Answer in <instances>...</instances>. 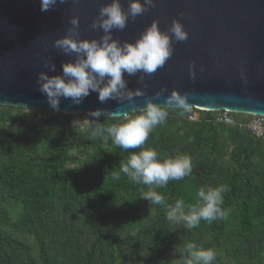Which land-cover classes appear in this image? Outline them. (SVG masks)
<instances>
[{
    "label": "trees",
    "instance_id": "1",
    "mask_svg": "<svg viewBox=\"0 0 264 264\" xmlns=\"http://www.w3.org/2000/svg\"><path fill=\"white\" fill-rule=\"evenodd\" d=\"M168 111L167 122L142 147L162 158L187 154L193 172L155 190L169 204L183 199L192 205L200 187L229 189L227 218L184 226L180 250L195 243L216 251L214 264H264V138L219 122L218 111ZM194 113L199 118L193 121ZM232 116L237 123L253 118ZM125 118L0 105V264L174 263L176 240L166 209L141 198L146 186L123 174L111 178L140 149L125 152L91 137L97 126Z\"/></svg>",
    "mask_w": 264,
    "mask_h": 264
},
{
    "label": "water",
    "instance_id": "2",
    "mask_svg": "<svg viewBox=\"0 0 264 264\" xmlns=\"http://www.w3.org/2000/svg\"><path fill=\"white\" fill-rule=\"evenodd\" d=\"M108 3L111 0H68L42 12L40 0H0V105L54 111L39 91L37 76L40 72L49 77L62 75V64L75 59L56 49L54 42L68 34L72 17L79 18L80 39L99 40L103 31L90 26L100 7ZM155 3L135 21L130 19L124 30L113 31V38L121 44L135 43L153 21H159L161 31H167L173 20H179L189 33L184 42L173 40L172 56L156 73L145 77L146 88L137 82L140 74H124L127 87L132 91L141 88L145 95L133 102L109 99L100 103L98 93L92 92L80 105L61 98L59 112L88 115L102 109L118 111L122 118L146 107L150 98L164 105L175 91L187 96L191 109L264 117V0ZM121 4L127 10L129 0H121ZM45 59L56 65L55 72L43 67ZM193 62L195 79L189 69ZM162 88L167 92L156 98Z\"/></svg>",
    "mask_w": 264,
    "mask_h": 264
},
{
    "label": "clouds",
    "instance_id": "3",
    "mask_svg": "<svg viewBox=\"0 0 264 264\" xmlns=\"http://www.w3.org/2000/svg\"><path fill=\"white\" fill-rule=\"evenodd\" d=\"M67 2L68 0H40V10L51 11L57 3ZM155 6V0H129L127 10L122 7L121 0H111V3L102 5L90 26L94 31H103L104 35L99 40L80 39L79 18L72 17L68 34L57 39L54 47L65 55L74 56V61L62 64V75L49 77L46 72H40L37 76L36 84L39 91L47 97L49 106L59 112L61 98L80 105L92 92L98 93L100 103H106L109 99L119 103L133 102L135 97L144 96L145 92L141 88L132 91L127 87L124 74L130 77L140 74L137 82L144 84L145 77L156 73L172 56L173 40L184 42L189 33L179 20H173L167 31H161L159 21H153L135 43L125 41L121 44L113 38V31L124 30L130 19L135 21ZM43 67L56 71V65L49 59L44 60ZM195 67L194 62L189 66L193 79L196 76ZM144 87L147 85L144 84ZM165 92L167 88H162L156 93V98ZM168 109H178L180 115L191 112L187 96L173 91L167 96L164 105H159L150 98L146 107L139 109V114L133 118L126 117L124 122L99 125L91 130L93 139L100 137L110 140L112 145L125 152L140 149L139 152H130L126 161H121L118 172H111L112 180H120L123 174L131 183L146 186L148 190L142 192L141 198L151 205L163 206L168 221L183 222L187 229L197 228L202 220L211 223L226 219L230 212L223 208L224 194L229 190L226 184L215 188L200 187L196 193V203L192 205H186L183 199L169 204L155 190L166 188L169 181L183 180L193 172V161L187 154L162 158L157 150L142 147L150 133L167 122ZM88 115L96 120L101 115L112 119L121 116L118 111L106 112L102 109L90 111ZM179 252L182 254V264H214L217 258L214 249L199 247L195 243H187Z\"/></svg>",
    "mask_w": 264,
    "mask_h": 264
},
{
    "label": "built area",
    "instance_id": "4",
    "mask_svg": "<svg viewBox=\"0 0 264 264\" xmlns=\"http://www.w3.org/2000/svg\"><path fill=\"white\" fill-rule=\"evenodd\" d=\"M220 114L218 116V121L230 125H239L241 129H247L251 131L257 138H264V117L253 116V118L248 123H237L235 118L232 116L231 112L228 111H218ZM199 115L194 113L191 116V120H197Z\"/></svg>",
    "mask_w": 264,
    "mask_h": 264
},
{
    "label": "rangeland",
    "instance_id": "5",
    "mask_svg": "<svg viewBox=\"0 0 264 264\" xmlns=\"http://www.w3.org/2000/svg\"><path fill=\"white\" fill-rule=\"evenodd\" d=\"M85 120H88V117H85ZM173 223V233L176 240V246L173 249L174 252V263L173 264H182V256L179 252L180 250V239L182 238L181 231L184 229V223L183 222H172Z\"/></svg>",
    "mask_w": 264,
    "mask_h": 264
}]
</instances>
